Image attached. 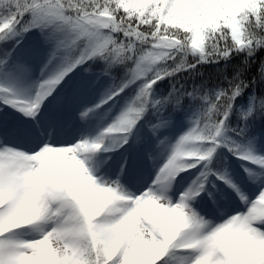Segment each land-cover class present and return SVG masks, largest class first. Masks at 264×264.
Instances as JSON below:
<instances>
[{
    "label": "snow or ice",
    "instance_id": "1",
    "mask_svg": "<svg viewBox=\"0 0 264 264\" xmlns=\"http://www.w3.org/2000/svg\"><path fill=\"white\" fill-rule=\"evenodd\" d=\"M261 52L264 0H0V264H264Z\"/></svg>",
    "mask_w": 264,
    "mask_h": 264
},
{
    "label": "trees",
    "instance_id": "2",
    "mask_svg": "<svg viewBox=\"0 0 264 264\" xmlns=\"http://www.w3.org/2000/svg\"><path fill=\"white\" fill-rule=\"evenodd\" d=\"M258 55L264 56V52H261ZM202 71L205 72L206 77L211 78L213 80L215 79V70H214L213 66L208 65L204 69H202ZM251 71L253 74L255 73V66L253 67V69ZM164 87H165V85H161V88H164ZM262 137H264V136H262Z\"/></svg>",
    "mask_w": 264,
    "mask_h": 264
},
{
    "label": "rangeland",
    "instance_id": "3",
    "mask_svg": "<svg viewBox=\"0 0 264 264\" xmlns=\"http://www.w3.org/2000/svg\"><path fill=\"white\" fill-rule=\"evenodd\" d=\"M115 115H119V112L117 111L116 113H115ZM193 125L191 124V121L190 120H188V121H184L182 124H180L179 126H178V132L179 131H183V130H187V128H189V127H192ZM260 143H261V145H264V137H261V140H260ZM162 166V165H161ZM54 247H55V245H53Z\"/></svg>",
    "mask_w": 264,
    "mask_h": 264
}]
</instances>
